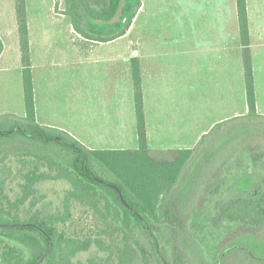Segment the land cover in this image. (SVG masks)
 Instances as JSON below:
<instances>
[{
	"label": "rangeland",
	"instance_id": "374dc122",
	"mask_svg": "<svg viewBox=\"0 0 264 264\" xmlns=\"http://www.w3.org/2000/svg\"><path fill=\"white\" fill-rule=\"evenodd\" d=\"M139 1L144 5L138 14V22L133 32L130 27L126 34L118 39L100 42L85 39L86 37L78 36L77 32L71 31V19L62 13L65 8L64 0H25L30 28L31 58L34 63H40V66L44 64V67H37L36 71L44 82L42 87L47 89L52 86L53 95L50 101L55 103L57 115L52 116L54 121L65 124L64 127L73 132L72 135L85 146L88 145L87 147L126 150H134L138 145L132 59L133 57L139 58L147 115L146 129L152 155L167 158L169 155L166 156V151L161 149L190 147L195 149V157L198 161L205 156L204 172L200 173L193 188L182 189V193L179 192L181 203L178 205V212L175 213L182 217L189 214L194 215L193 237L185 233L180 238L177 234L178 240L175 243L178 244L177 251H182L180 260L184 264H209L204 259L201 248L198 247L194 238L200 236L203 240H207L206 248L212 256L218 245L230 243L237 234L234 231L227 233L220 241L219 237H216L217 233L203 231L205 223L202 216L204 217L205 206L202 203L205 188L208 181L215 177L221 167L237 159L239 152L246 147L251 136L249 134L245 137L242 136L243 133L232 130L236 124V121H233L235 117L221 120L219 116H180V114L185 112L190 105L195 108V105L190 103H196V96L192 98L191 94L185 95V88L192 83L190 80L193 78L194 88L197 80L209 83L211 97L216 99L214 103L218 106H220L218 104L220 98L217 96L223 93L227 96L234 87L237 92V114L243 111L240 94L245 87V66L241 35L237 32L234 36L231 33L225 38L221 36L217 41H207L201 37L199 40L185 42L180 34L185 0H125L121 11L113 21L105 24L89 19L88 30L99 36L121 32L125 29L128 17L137 9ZM219 1L224 3V15L230 20L234 11L235 21L240 27L236 0ZM249 3L252 26L250 54L255 92L257 90L258 94L257 108H259V113L264 115V0H249ZM56 4H58V9H56ZM193 4L191 12L195 22L199 20L204 22V19L216 17L214 8H206L201 2ZM253 7L256 8L255 11ZM16 17V0H0V31L4 39L3 48L6 50L3 61L9 64L12 62L17 46L15 32L17 29L13 26ZM73 38L75 41H72ZM212 47L217 54L225 53V61L222 65L226 68L220 67V72L214 78L210 76V71L204 76L199 73V76L197 72L202 71L203 61L210 60V56H206L207 48ZM9 69L8 75L5 72L0 73L1 79L10 78L15 82L16 68L11 66ZM218 85H223L225 89L218 90ZM59 87L61 89H58ZM11 92L15 98V88L8 87L6 82H1L0 112L5 109V106L8 107L5 99L2 102V98H7ZM48 93L45 90L42 94L44 100L48 99V101L45 100L47 102H49V97L45 95ZM74 99H81V104H78L76 108L72 105L75 102ZM150 103L155 105L157 112L162 111L159 113L161 116H150V111H148ZM212 107L214 106H210V109ZM73 109L77 115L75 117H71ZM84 109L88 116H80ZM210 113L217 115L218 112L211 109ZM220 123L224 124L219 131L213 133V128ZM22 124L24 122L19 117L0 116V130L22 126ZM202 131L204 134L200 136L199 133ZM208 132L212 133L201 145L202 137ZM22 138L25 137L17 131L11 137L0 139L7 143L11 155L0 167V202L5 195L12 201L18 199L24 175L33 167L31 156L17 155L12 152H17V150L22 152L23 147L26 146L27 150L42 152L43 155L51 154L56 156V160L59 159V152L56 149L47 152L43 150L41 144L37 146L31 140L26 143ZM39 187L36 196L21 206L20 213L23 217L38 211H41L43 215L59 214L63 215L59 216L62 219L56 224L60 230L71 236L93 234V215L82 205L73 202L72 207L69 208V215L65 216L64 202L66 190L69 187L66 180L48 179L43 181ZM5 202L7 204V199L3 200V203ZM164 235L167 238L166 242L173 247L175 234L166 233ZM139 238L145 246L152 248V241L148 236L139 234ZM248 244L251 245V243ZM253 244L261 247L257 242ZM94 250L96 249L78 253L73 260L77 264H116L107 253ZM228 263L264 264L259 263L249 253L242 250L233 251Z\"/></svg>",
	"mask_w": 264,
	"mask_h": 264
},
{
	"label": "trees",
	"instance_id": "16d2710c",
	"mask_svg": "<svg viewBox=\"0 0 264 264\" xmlns=\"http://www.w3.org/2000/svg\"><path fill=\"white\" fill-rule=\"evenodd\" d=\"M124 1L64 0L62 13L70 17L80 36L109 42L126 34L141 2L128 17L125 29L114 35L91 33L88 20L109 24L118 16ZM236 4L244 51L248 112L235 116L236 124L232 130L251 137L237 159L221 167L205 188L203 231L217 233L220 241L227 233L234 231L237 234L230 243L218 245L212 256L206 248L207 240L200 236L194 238L209 264H229L235 250L247 252L259 263H264V131L261 132L264 115L257 108L247 0H236ZM16 12L26 117L22 126L0 130V139L19 131L27 138H22L26 143L31 140L37 146L41 144L47 152L56 149L59 159L51 154L27 150L26 146L22 152H12L31 156L33 167L24 175L18 199L12 201L5 195L7 204L3 203L4 199L0 202V264H77L73 258L93 248L96 252L107 253L116 264H184L180 260L182 251H177L175 241L177 234L180 238L185 233L193 237L194 215L182 217L175 213L181 203L182 189L193 188L206 166L205 156L198 161L193 148L167 150V158L152 155L146 132L141 66L136 57L132 59V72L137 148L94 150L64 130L40 125L36 120L25 0H16ZM3 47L0 37V54ZM223 124H217L212 132L219 131ZM212 132L202 137L201 145ZM10 156L7 143L0 141V167ZM48 179L67 181L65 216L69 215L73 202L82 205L93 215V234L71 236L60 230L56 224L63 215H43L41 211L27 217L21 215V206L35 197L40 184ZM166 233L175 234L173 247L166 242ZM139 234L151 239V249L142 243ZM255 242L261 247L255 246Z\"/></svg>",
	"mask_w": 264,
	"mask_h": 264
},
{
	"label": "crops",
	"instance_id": "0c3cea01",
	"mask_svg": "<svg viewBox=\"0 0 264 264\" xmlns=\"http://www.w3.org/2000/svg\"><path fill=\"white\" fill-rule=\"evenodd\" d=\"M196 2H201L206 8H214L216 10V17L204 19V22H202L201 20L195 22V20L192 19L193 13L191 12V9H192V6L194 5L193 3H196ZM143 5L141 3V5L138 9V12L136 13V15L132 21V25H131V31L132 32L137 25L138 14H139ZM224 7H225L224 3L220 2L219 0H196V1L185 0L183 2V10L184 11H183V14L181 16V23H180V34H181L182 40H184L185 42H190V41H194V40H199L201 37H204L205 40H207V41H214V40L217 41V40H219V37H221V36H224L223 38H225L230 33L233 36H234V34L236 35L237 32L240 33V27L237 26L238 24L235 21L234 11H233L232 19L230 20L228 16L226 17L224 15L225 14L224 9H223ZM222 9H223V11H222ZM236 9H237V4H236ZM253 9H254V11L256 10V8H254V7H253ZM247 11H248V21H249V33H250V38H251L252 26H251L250 16H249V14H250L249 0H247ZM221 12H223V13L221 14ZM237 15H238V11H237ZM16 22H17V18H16ZM16 22H15V18H14L13 26L16 27V29H17V30H15L17 46H16V50H15V55H14L15 57L12 56L11 64L3 61V58H5V55H6L5 54L6 50L4 48H3L2 53L0 54V73L5 72L6 75H8L7 72H10L9 68L11 66H15L16 71H17V76L15 79V82L10 78H7L6 80L1 79L2 75H0V86H1V82L2 83L3 82L8 83V87L11 86V87L15 88L16 95L14 98V95H12V92H11L7 98H4V97L2 98V102H4V99H5V102L8 105V107H6V106L4 107L5 109H3V111L0 112V116L1 115H10V116L19 117L22 120H24V118L26 117V107H25L24 86H23V64H22L21 47L19 44L20 38H19V32H18V24ZM28 25H29V21H28ZM70 27H71V31L73 33H76L72 24L70 25ZM29 31H30V28H29ZM78 36H79V34H78ZM0 37L3 41L4 39L2 37L1 31H0ZM116 39H118V38H116ZM116 39H114V40H116ZM114 40H112V41H114ZM72 41H75V39L73 38ZM250 41H251V39H250ZM3 43H4V41H3ZM192 45H194V44H192ZM191 48H193V46ZM213 48L214 47H212L211 49L207 48L208 50H207L206 56H210V60L209 61H207V60L203 61L202 71L197 72L199 76H200L199 73H201L202 76H204L205 73L210 71L211 72L210 76L212 78H214L220 72V70H219L220 67L226 68L225 66L222 65V64H224L223 62L225 61L224 60L225 59L224 56H226L225 53L224 54H217V53H215ZM133 58H135V57H133ZM205 59H207V58H205ZM138 60H139V58H138ZM139 62H140V60H139ZM43 63H44V59H43ZM209 64L211 66H208ZM217 64H218V66H217ZM40 65H41L40 63H34L32 58H31V67H32L33 81H34L36 120L40 125L58 128V129L66 131L72 135L73 132L68 131L64 127L65 124L57 123L56 121L53 120L54 118H52V116H57L55 113V107H54L55 103L53 101H50V100H52V95H53L51 93V91H52L51 87L52 86H49V88H47V89L45 87H42V86H44V82H43L41 76H38V73L36 71L37 67H44V64H43V66H40ZM232 68L234 69V63L233 62H232ZM8 79H9V81H8ZM193 80H194V78L190 80L192 83L190 85L186 86L185 95L191 94L192 98H195V96H196V103H192V102L190 103V104H194L195 108L190 105V107L189 108L187 107L185 112L180 114V116H219L221 118V120H226V119H229L230 117L234 118L235 116H237L239 114H245L248 112L246 88L245 87L243 88V90L241 91V94H240V97L242 99L241 103L243 104L242 105L243 111H239L241 113L237 114V107H236V105H237V92H236L234 87L232 88L231 93L229 92L227 96L224 93L222 94L225 97L224 96L221 97L222 96L221 94H219L218 96L216 95L218 98H220V101L218 103L220 106H218V105H216V103H214L216 99L215 98L212 99V97H211V92H210L211 90L209 89V87H210L209 83H205L204 80L203 81L197 80V83L195 84V88H194ZM44 81H45V79H44ZM47 82H48V80H47ZM142 83H143V81H142ZM60 87L58 89H61ZM142 88H143V86H142ZM214 88L215 87L212 85V89H214ZM224 89H225V87L223 85H218V90H224ZM45 90H47L49 92L48 94L45 95V96L49 97V102H47L48 99H45L47 101H45L43 99L42 94L45 92ZM61 97H62V93H61ZM143 97H144V91H143ZM149 97L151 98V96H149ZM257 97H258V94H257V90H256V100H257V107H258V98ZM73 101H75V102L72 103V105L75 108L78 104L79 105L81 104V99L80 100L74 99ZM84 105H85V102H84ZM210 106H214L211 109L214 112H215V110H217V112H218L217 115L210 113V110H211ZM215 106H217V108H215ZM144 111H145V119H146L147 115H146V110H145V100H144ZM148 111H150V114H151L150 116H161L159 113H162L161 110H158V112H157L155 110V105H152L151 103H150V107H149ZM85 112H86V110L84 109V112L82 114H80V116H88V115H86ZM134 113L136 116L135 103H134ZM68 116H70V114ZM75 116H77V115H76L75 109H73L71 117H75ZM89 116H91V114ZM164 116H166V115L164 114ZM146 126H147V123H146ZM136 129H137V126H136ZM146 132H147V129H146ZM136 134H137V130H136ZM203 134H204L203 131L199 133L200 136ZM72 136H74V135H72ZM147 140H148V143H150V139L148 138V133H147ZM86 146H88V145H86ZM88 148L94 149V150H109V149H95V148H91V147H88ZM186 148H190V147H186ZM178 149H185V148L179 147V148H177V150ZM161 150L167 151V150H176V149H174L173 147L172 148L167 147L166 149H161Z\"/></svg>",
	"mask_w": 264,
	"mask_h": 264
}]
</instances>
